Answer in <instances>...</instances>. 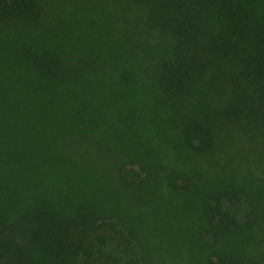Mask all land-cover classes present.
<instances>
[{
    "label": "trees",
    "instance_id": "trees-1",
    "mask_svg": "<svg viewBox=\"0 0 264 264\" xmlns=\"http://www.w3.org/2000/svg\"><path fill=\"white\" fill-rule=\"evenodd\" d=\"M0 264H264V0H0Z\"/></svg>",
    "mask_w": 264,
    "mask_h": 264
},
{
    "label": "rangeland",
    "instance_id": "rangeland-1",
    "mask_svg": "<svg viewBox=\"0 0 264 264\" xmlns=\"http://www.w3.org/2000/svg\"><path fill=\"white\" fill-rule=\"evenodd\" d=\"M101 50L100 51H104V49L103 48H100ZM106 49V48H105ZM107 50V49H106ZM139 65L141 66V64L139 63ZM146 65H147V63L145 64V67L143 68V70L142 71H140V72H137V71H135L134 70V72H133V74L132 75H134V76H136V77H138V78H140V79H143L144 78V76H145V74L143 73V72H146ZM228 147V146H227ZM226 147V148H227ZM225 148V149H226ZM223 164H225L226 163V165H227V168L228 169H230V168H232V160H233V157L228 153V155H224L223 156ZM226 161V162H225ZM241 165H242V163H240ZM127 168H132V169H135V167L134 166H132L131 164H128L127 165ZM244 170V169H243ZM244 204L243 203H239L238 205H236V206H233V207H230V210H232L233 212H238V213H241V212H243V210H244Z\"/></svg>",
    "mask_w": 264,
    "mask_h": 264
}]
</instances>
